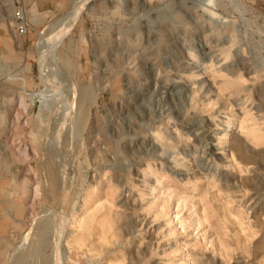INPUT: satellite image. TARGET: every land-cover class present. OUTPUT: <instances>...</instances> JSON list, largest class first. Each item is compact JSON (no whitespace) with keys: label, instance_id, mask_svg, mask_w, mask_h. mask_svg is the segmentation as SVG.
<instances>
[{"label":"rangeland","instance_id":"obj_1","mask_svg":"<svg viewBox=\"0 0 264 264\" xmlns=\"http://www.w3.org/2000/svg\"><path fill=\"white\" fill-rule=\"evenodd\" d=\"M82 1L0 0V264H264V0Z\"/></svg>","mask_w":264,"mask_h":264},{"label":"bare ground","instance_id":"obj_2","mask_svg":"<svg viewBox=\"0 0 264 264\" xmlns=\"http://www.w3.org/2000/svg\"><path fill=\"white\" fill-rule=\"evenodd\" d=\"M81 4H79V6H76V8H74L73 11H71L70 13H68L66 16H64L60 21L59 24L55 27L52 28V36H58L61 33H63L64 31H66L70 24L72 23V21L75 19V17L77 16V13L79 12V10L84 6V4H86V0H83L82 2H80ZM78 5V4H77ZM81 12V10H80ZM52 26V25H51ZM53 27V26H52ZM67 32V31H66ZM49 35V34H48ZM61 38V37H60ZM48 39V38H47ZM55 39V38H54ZM46 41V40H45ZM53 41V40H52ZM51 42V41H50ZM55 43V42H53ZM43 44V43H42ZM41 48V47H40ZM54 48V47H53ZM56 49V48H55ZM45 50V49H44ZM41 51V52H44ZM52 50V49H51ZM50 52V51H49ZM48 52V53H49ZM45 53V52H44ZM51 54V52L49 53V55ZM42 56V55H41ZM52 56V54L50 55V57ZM53 57V56H52ZM51 57V58H52ZM42 62V61H41ZM45 64V63H44ZM44 70V68H43ZM42 70V71H43ZM44 72V71H43ZM42 73V72H41ZM47 93V92H46ZM39 95V94H38ZM45 95V94H43ZM34 97V96H33ZM32 98V97H31ZM48 99V98H47Z\"/></svg>","mask_w":264,"mask_h":264}]
</instances>
